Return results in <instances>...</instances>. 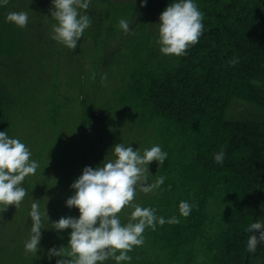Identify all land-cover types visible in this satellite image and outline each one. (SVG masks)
I'll return each instance as SVG.
<instances>
[{
	"label": "trees",
	"instance_id": "trees-1",
	"mask_svg": "<svg viewBox=\"0 0 264 264\" xmlns=\"http://www.w3.org/2000/svg\"><path fill=\"white\" fill-rule=\"evenodd\" d=\"M152 1L156 5L153 9L160 14L175 2ZM194 3L204 14V30L199 42L189 46L182 56H163L160 47L148 53L144 45H134L128 52L135 61L141 62L133 67L128 96L137 99L142 114L147 115L143 121L148 123L147 132L155 129L159 135L160 146L167 153L165 163H176L193 174L190 180L192 192L179 194L173 183L165 179L164 186L151 193L153 196L147 199L145 207L156 209L157 217L162 216L163 210L171 211L179 220V223L171 224L174 239L183 244L189 239L188 245L190 243L192 248L201 243L205 253L198 250L192 254V249L177 250L176 255L173 252V262H168L165 252H156L149 244L157 228L147 227L143 233L144 244L134 246L128 253L132 259L120 264H257V260L264 264V242L258 244L255 253L246 251V242L253 234L246 229L264 218V122L228 118L234 98L264 109V0H194ZM22 6L33 17V22L40 20L37 23L30 21L21 28L23 34L19 38L26 40L28 51L27 45L32 50L35 34L31 35L32 41L26 39L27 29L39 32L41 19L45 18L47 11L42 8L43 0H25ZM92 16L94 22H99L105 14L94 10ZM4 25L9 28L5 22ZM133 29L130 28L127 36L137 34ZM149 31L154 35L153 30ZM21 39L11 43L18 46L15 53L24 52L20 49ZM120 44L116 40L108 49L115 53L118 50L127 52L117 47ZM73 51L78 52V49L67 50V53ZM138 53H145L144 60ZM40 54L50 53L41 51ZM233 58L239 61L234 66L229 64ZM7 94L0 92V104L14 102ZM83 103L89 101L83 99ZM3 109H0V128L10 131L12 117L4 115ZM192 131L195 132L189 137ZM100 141L103 146L105 141ZM221 149L225 158L222 164H218L213 154ZM176 153L177 157L173 155ZM84 157L87 167L101 165L93 148L87 149ZM215 194L224 195L225 200L215 202ZM170 195L178 203L187 201L193 205L187 217L180 214L178 203L170 202ZM125 212L126 208H123L118 214L122 224L130 219L122 216ZM160 242L157 233L155 244L158 248ZM180 254H183L181 260ZM20 262L42 264V261L29 263L24 259ZM12 264L17 263L13 261ZM97 264H116V261L109 258Z\"/></svg>",
	"mask_w": 264,
	"mask_h": 264
},
{
	"label": "rangeland",
	"instance_id": "rangeland-1",
	"mask_svg": "<svg viewBox=\"0 0 264 264\" xmlns=\"http://www.w3.org/2000/svg\"><path fill=\"white\" fill-rule=\"evenodd\" d=\"M24 1L9 0L6 5H10L8 8H2L5 5L0 3V92H7V96L14 101L0 104V109L4 106L6 108L3 109L4 115L9 114L12 117L10 131L7 128H0V131H8L10 138L24 143L32 153L31 159L37 161L39 167L35 175L27 176L22 182L21 186L26 188L28 194L18 209L9 206L4 212V206L0 205V264H12L13 261L19 264L20 259L29 263L42 261V264H56L57 259L62 257L50 259L48 252L53 247H67L71 230L58 232L48 228L46 222V229H42L40 250L37 254L26 253L25 242L31 235L32 220L29 213L33 199L40 200L41 211L47 209L50 222L66 216L79 218V210L68 208L66 201L74 194L71 185L87 167V161L82 159L85 158L87 149L93 148L98 162L102 164L105 158L114 159L110 151L118 143L140 150L141 154L154 145L160 146V137L155 129L147 132L148 123H143L147 115L142 114L140 103L128 96L133 67L141 62L135 61V57L128 50L137 44L144 45L148 53L153 48L160 47L156 41L159 38L158 24L161 14L153 9L156 5L152 0H147L143 7L141 5L144 0H116L117 3L115 0H90L87 10L78 11L91 18V26L78 41V52L67 53V50L72 49L51 39L52 25L57 22L51 17L52 0H43L42 8L47 13L41 19L42 28L39 32L34 29L33 33L30 28L27 29L26 39L32 41L31 35L35 36L32 50L27 45L26 51V40L19 38L23 29L6 21L9 12L27 11L22 6ZM94 10L104 12L105 17L94 22ZM28 16L29 24L30 21L33 22V17L29 13ZM120 19H129V28H134L133 31L137 34L127 36L128 33L118 26ZM38 21L40 20L36 19L33 23ZM4 22L9 28L5 27ZM148 29L153 30L154 35ZM17 37L21 39L20 49L24 52L15 53L18 46L11 43L19 40ZM116 40L122 43L117 47L127 52L120 53L118 50L115 53L108 49ZM41 51L50 54L42 56ZM66 53L72 61L71 64ZM138 54L144 60L145 53ZM93 73L95 80L92 79ZM103 74H107V80L102 83ZM83 99L89 103H83ZM132 104H135L134 107L127 109ZM249 104L252 103L234 98L228 110V118L264 122V109ZM194 132H190L188 136H193ZM100 139L105 141L103 146ZM173 155L178 156L177 153ZM148 168L149 183H154L157 177L163 176L173 183L174 190L179 194L192 192L190 180L193 174L186 168L165 162L160 166L156 161L150 163ZM163 186L164 184L160 189ZM151 193L145 194L137 189L131 203L145 207L147 199L153 196ZM213 198L215 202L225 200V196L220 194H215ZM171 201L178 203L172 195ZM125 208L126 212L122 216L130 217L134 209L131 206ZM173 216L171 211H162L161 217L166 221ZM157 225L149 244L152 245V250L165 252L164 257L168 262H173L171 258L174 256L173 252L177 254V250L192 249V254L202 251L201 243L192 248L190 243L188 245L189 239L186 244L175 240L171 224ZM157 233L161 240L159 248L155 244ZM201 253L204 254L205 250ZM179 256L181 260L183 254ZM256 263L261 264V261L257 260Z\"/></svg>",
	"mask_w": 264,
	"mask_h": 264
},
{
	"label": "clouds",
	"instance_id": "clouds-1",
	"mask_svg": "<svg viewBox=\"0 0 264 264\" xmlns=\"http://www.w3.org/2000/svg\"><path fill=\"white\" fill-rule=\"evenodd\" d=\"M9 0H0L7 5ZM90 0H52L51 17L57 23L52 25L51 39L69 49L75 50L84 31L91 26V18L81 14L78 9L87 10ZM147 0L141 5L146 6ZM47 18V17H46ZM204 14L198 9L194 0H175L161 13L159 20L160 52L166 56H182L191 45L199 42L203 34ZM6 21L19 28L27 26L28 13L25 11L9 12ZM118 26L128 33L129 21L120 19ZM238 58L229 64L234 66ZM95 80V73L92 74ZM107 80V74L101 76V82ZM114 159L105 160L95 168L85 167L82 175L71 185L74 194L66 201L68 208L79 210V218L66 216L58 221H51L47 209L41 211L40 200L31 203L29 213L32 220L31 235L25 242L26 253L37 254L42 239V229L47 222L48 228L56 231L71 229L67 247H53L48 255L62 257L56 264H97L112 258L116 264L130 261L128 255L134 246L144 244L143 233L147 227L155 230L156 223L177 224L179 220L172 217L167 221L156 216V209L132 204L137 189L147 194L160 188L165 177L159 176L154 183L148 182V165L153 161L162 166L167 153L159 145L140 150L118 143L110 151ZM29 148L19 139L10 138L7 131H0V205L6 212L9 206L19 208L26 197L27 190L22 182L29 175H35L39 163L31 159ZM214 161L222 164L225 152L221 149L214 153ZM125 206H131L129 222L122 224L118 214ZM193 205L187 201L179 203V212L187 217ZM253 233L246 242V251L255 253L259 243L264 242V218L253 222L246 229ZM258 233V235L256 234ZM119 252V255H117Z\"/></svg>",
	"mask_w": 264,
	"mask_h": 264
}]
</instances>
